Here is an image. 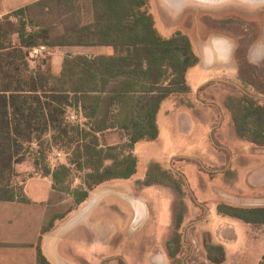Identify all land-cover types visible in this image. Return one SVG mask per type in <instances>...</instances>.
<instances>
[{
  "label": "rangeland",
  "instance_id": "374dc122",
  "mask_svg": "<svg viewBox=\"0 0 264 264\" xmlns=\"http://www.w3.org/2000/svg\"><path fill=\"white\" fill-rule=\"evenodd\" d=\"M58 5L59 0H46L30 10L40 15L37 11L42 9V20H51L59 14ZM151 8L163 35L181 31L193 44L199 62L188 74L192 91L179 97L176 106L163 109L154 142L125 148L126 132L100 135L99 148L108 152V146H118L121 157L136 160V172L128 179L107 181L90 193L79 211L87 204L93 205L92 210L66 232L72 245L65 250V264H257L264 256L260 235L264 225L254 228L257 236H248L242 223L219 216L215 207L209 217V210L218 203L238 206L264 200V146L238 138L226 107L238 105L236 98L243 91L264 98V5L186 0L169 6L166 0H152ZM67 52L49 48L39 63L58 74L55 68ZM65 119L79 129L90 127L80 110L69 109ZM40 132H33L31 141L23 143L21 162H39L43 172L69 166L70 176L57 188L64 194L83 188L89 169L80 170L69 161L83 144L82 138L73 131L60 135L51 128L38 138ZM104 164L110 166L112 161ZM157 166L181 177L183 185L168 180V186H145L150 168L160 170ZM13 174L9 182L20 193L27 176ZM141 205L146 215L136 222L134 208ZM218 243L224 245V258L214 261L223 255Z\"/></svg>",
  "mask_w": 264,
  "mask_h": 264
},
{
  "label": "trees",
  "instance_id": "16d2710c",
  "mask_svg": "<svg viewBox=\"0 0 264 264\" xmlns=\"http://www.w3.org/2000/svg\"><path fill=\"white\" fill-rule=\"evenodd\" d=\"M44 1L14 11L16 22L9 17L0 22V194H10L8 199L20 194L9 181L15 164L23 160V143L31 141L33 132L51 128L60 135L73 131L84 141L69 160L80 170L89 169L83 188L69 190L75 204L81 205L97 186L128 179L136 172V160L121 157L118 146H108V152L99 148L100 135L112 130L126 132L129 143L125 148L155 141L162 104L192 91L187 75L199 57L187 34L177 31L165 36L158 30L152 0H59L56 21L42 20V9L37 11L40 15L30 10ZM41 44L48 49L110 46L114 54L65 57L58 74L45 67L27 74L24 49ZM236 99L238 105L227 103L226 107L238 138L264 146V98L243 91ZM69 109L80 110L90 120L88 130L70 126L65 119ZM41 132L36 134L38 138ZM106 160L112 165L105 166ZM71 172L69 166H59L52 171L47 168L43 174L51 176L57 188ZM168 180L183 185V179L171 171L150 168L145 186H168ZM217 212L249 227L264 225V207L218 203ZM217 247L223 255L211 258L221 261L224 248ZM38 259L46 263L42 253ZM258 264H264V257Z\"/></svg>",
  "mask_w": 264,
  "mask_h": 264
},
{
  "label": "crops",
  "instance_id": "0c3cea01",
  "mask_svg": "<svg viewBox=\"0 0 264 264\" xmlns=\"http://www.w3.org/2000/svg\"><path fill=\"white\" fill-rule=\"evenodd\" d=\"M38 1L40 0H33L30 2L0 0V22H4L6 17H9L11 21L16 22V16L13 15L14 11L33 5ZM205 1L208 3H216L222 0ZM242 1L244 3L264 5V0ZM184 2H186V0H166L167 5L169 6L180 5ZM170 3H172V5H170ZM92 14L90 12L89 16L92 17ZM57 48H66L70 51L67 52L68 54L66 53L65 57L79 54L90 57L114 54V49L110 46H60ZM28 49H24L26 61ZM64 58L59 62V64H61L59 65L60 67L56 66L55 68H59V72L62 66L61 62H63ZM27 63H29L27 74L36 73L33 71H38L42 68L41 66L35 67L33 63L28 61ZM177 104L178 100L176 98H171L162 104L157 117L158 127L159 118L162 116L163 109H165L166 106H176ZM180 106H183V104H180ZM144 143L150 142H142L137 145H142ZM13 172L17 173V176H27V179L23 182L20 194H15L14 198L8 199L7 197L10 194H0V264H41L38 259L39 253H42L44 256L46 261L45 264H65V257L67 256L65 250L68 251V247L72 245V242L67 239L66 235L72 231L71 229L75 227L78 220L83 219L85 215L92 210L93 205L87 204V206H85L80 212L79 210L88 199L81 205H76L73 195L64 194L62 190L54 188L52 177L49 175L45 176L42 169L31 160L16 164ZM13 175L14 179L15 174ZM254 202L255 203H242L238 204V206L262 207V205H264V200L262 201L261 199ZM214 207L219 216L239 221L219 214L217 212V206L215 205L212 209L210 208L209 217L211 216ZM134 211L141 215L140 218H143L146 215L142 205L136 206ZM239 222L242 223L241 221ZM242 224L244 225L248 236H257L253 234L255 227H249L244 223ZM232 235L234 239L235 235L233 232ZM260 235L261 237H264V233ZM218 244L224 247L222 243ZM66 263L71 264L70 262Z\"/></svg>",
  "mask_w": 264,
  "mask_h": 264
},
{
  "label": "built area",
  "instance_id": "2783aa9c",
  "mask_svg": "<svg viewBox=\"0 0 264 264\" xmlns=\"http://www.w3.org/2000/svg\"><path fill=\"white\" fill-rule=\"evenodd\" d=\"M47 49H48L47 46L42 44L29 48L27 54V61L33 63L35 67L41 66L39 61L41 60L42 57L45 56V54L47 53ZM33 72H37V70ZM70 117L74 119L75 115L71 114ZM61 155H62L61 152H58L56 154L57 157H60Z\"/></svg>",
  "mask_w": 264,
  "mask_h": 264
},
{
  "label": "flooded vegetation",
  "instance_id": "af4514ba",
  "mask_svg": "<svg viewBox=\"0 0 264 264\" xmlns=\"http://www.w3.org/2000/svg\"><path fill=\"white\" fill-rule=\"evenodd\" d=\"M225 51V49H223V47H222V49H221V52H224ZM135 205V204H134ZM138 217V219H140V214H137L136 216H135V218H137Z\"/></svg>",
  "mask_w": 264,
  "mask_h": 264
},
{
  "label": "bare ground",
  "instance_id": "6f19581e",
  "mask_svg": "<svg viewBox=\"0 0 264 264\" xmlns=\"http://www.w3.org/2000/svg\"><path fill=\"white\" fill-rule=\"evenodd\" d=\"M168 2H170V1H168ZM170 5H172V3H170ZM140 219H138V217L137 218H135V221L136 222H138ZM57 233V232H56ZM55 235V234H54Z\"/></svg>",
  "mask_w": 264,
  "mask_h": 264
}]
</instances>
